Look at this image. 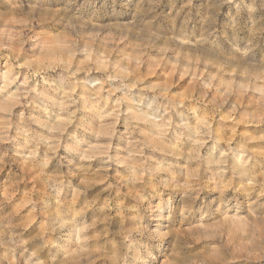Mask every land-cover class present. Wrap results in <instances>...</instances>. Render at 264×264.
<instances>
[{"label": "rangeland", "instance_id": "1", "mask_svg": "<svg viewBox=\"0 0 264 264\" xmlns=\"http://www.w3.org/2000/svg\"><path fill=\"white\" fill-rule=\"evenodd\" d=\"M255 7L0 0V264H111L142 196L192 204L174 228L207 264H264V34L248 57L217 39Z\"/></svg>", "mask_w": 264, "mask_h": 264}, {"label": "clouds", "instance_id": "2", "mask_svg": "<svg viewBox=\"0 0 264 264\" xmlns=\"http://www.w3.org/2000/svg\"><path fill=\"white\" fill-rule=\"evenodd\" d=\"M71 2V0H69ZM264 3V0H261ZM256 0L246 3L245 7L248 13L256 11ZM244 27L248 28L251 35L241 36V20L239 13L232 16L224 26L218 40L229 45L236 53L244 57L249 54L255 55V50L260 47L256 41L257 33L264 34V23L255 21L251 18L244 22ZM261 62H264V51L259 53ZM219 190L221 196H224V189ZM146 198L140 197V204L134 206L130 211L136 215L131 219L139 223L130 229L122 228L114 235L112 251L108 255L111 264H207L206 258L201 255L199 249L195 248V242L208 237L204 233L185 232L183 236H178L174 225L179 218H187L193 212L191 203L183 206H174L171 199H161L156 204H149L143 207ZM215 201L202 202L195 208V212L201 221L212 219L216 209L213 208ZM62 221L53 231H58L63 227ZM90 227L87 223L74 229L77 237L79 234ZM119 237V239H117ZM259 251L264 255V245L259 246ZM247 258V257H245Z\"/></svg>", "mask_w": 264, "mask_h": 264}]
</instances>
